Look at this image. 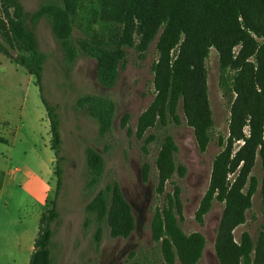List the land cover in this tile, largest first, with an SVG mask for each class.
<instances>
[{
  "label": "trees",
  "instance_id": "trees-1",
  "mask_svg": "<svg viewBox=\"0 0 264 264\" xmlns=\"http://www.w3.org/2000/svg\"><path fill=\"white\" fill-rule=\"evenodd\" d=\"M79 0H63L62 5L43 6L34 19L47 18L66 60L74 63L80 54L97 61L101 86L113 88L119 69L126 63L125 47L134 48L144 59L154 43L158 59L152 65L156 96L138 120L136 136L143 139L156 127L180 125L179 105L194 130L200 152H206L214 127L209 101L207 61L216 49L220 62V86L231 97L228 138H220L222 151L214 159L209 190L197 214V221L211 210L214 201L225 204L215 246L220 264H264V228L257 241L244 233L240 242L235 229L246 221L259 183L252 175L257 158L264 168V0H97L93 17L101 30L84 38H74ZM165 29L160 33V28ZM0 30L7 45L0 42V53L21 65L35 77L51 128V146L57 159V188L52 207L43 213L29 264H53L51 244L53 223L58 219V200L63 187L62 135L56 108L48 101L44 87V58L36 35L27 27L21 0H0ZM10 50H17L14 57ZM90 114L108 130L115 105L102 98L80 100ZM129 115L122 127L129 135ZM155 137H148L147 144ZM237 144L239 146L236 148ZM177 147L166 137L159 151L156 168L159 194L176 174L186 176L175 162ZM90 173L88 187L97 190L105 174L104 158L93 148L86 153ZM149 166L144 168L148 178ZM234 175L233 180L230 176ZM264 216V180L262 185ZM166 204L158 208L151 224L152 239L160 244L166 264H200L207 246L202 234L187 235L180 226L181 188L174 187ZM87 211L106 222L115 238H128L136 228L132 206L117 185L98 189ZM101 238V231L96 234ZM131 264H141L132 262ZM152 264V263H151Z\"/></svg>",
  "mask_w": 264,
  "mask_h": 264
},
{
  "label": "rangeland",
  "instance_id": "rangeland-1",
  "mask_svg": "<svg viewBox=\"0 0 264 264\" xmlns=\"http://www.w3.org/2000/svg\"><path fill=\"white\" fill-rule=\"evenodd\" d=\"M96 1L79 0L74 23L76 40L101 30L92 13ZM21 2L27 27L36 35L44 58L45 95L56 108L62 135L63 187L58 200L59 217L52 225L53 264H131L135 261L166 264L160 244L152 239L151 224L156 210L166 204V196L173 193L175 186L181 188L182 230L187 235L202 234L207 241L200 264H220L215 246L225 204L214 201L211 210L203 217V223L197 221L210 187L214 159L222 151L219 139L229 136L231 97L220 86V62L216 49H211L207 61L214 127L206 152L202 153L198 148L182 103L179 105L180 125L152 128L143 139H138L139 117L156 96L152 72V65L158 59L156 44L150 46L144 59H140L134 48L125 47L127 59L119 69L117 83L113 88H105L98 82V66L94 58L80 54L74 63L68 62L49 20L34 19V14L43 6L62 5L63 0ZM164 29L162 26L160 33ZM0 42L7 45L1 30ZM260 42L264 43V38ZM10 52L19 57L17 50ZM96 97L115 105L108 130L102 129L87 106L79 104L80 100ZM24 111L27 114L22 120ZM42 113L45 114L43 119ZM125 115L130 116L128 126L133 130L132 135L122 127ZM18 125H23V129L12 145ZM3 127L6 131L2 142L8 145L0 144V264H29L33 235H37L41 217L51 209L55 198L57 159L50 145V122L35 77L0 53V129ZM152 135L155 140L147 144L148 137ZM169 136L177 147L176 165L184 167L186 176L181 178L176 174L167 184L165 193L159 194L156 160L165 138ZM34 142L37 147H31ZM89 148L97 151L105 161V174L97 190L117 185L132 206L136 228L128 238L113 237L106 222L98 221L87 211L97 191L88 187L90 173L86 153ZM145 166H149L147 179L144 177ZM252 175L259 187L245 223L234 231L238 242L244 233H249L257 241L264 228L261 194L264 168L259 157ZM233 178L234 175L230 176L231 180ZM99 230L101 238L97 240ZM176 264L180 263L177 261Z\"/></svg>",
  "mask_w": 264,
  "mask_h": 264
},
{
  "label": "crops",
  "instance_id": "crops-1",
  "mask_svg": "<svg viewBox=\"0 0 264 264\" xmlns=\"http://www.w3.org/2000/svg\"><path fill=\"white\" fill-rule=\"evenodd\" d=\"M43 103V102H42ZM26 114H27V112L26 111H24L23 113H22V115H23V118H22V120H25V117H26ZM45 116V114L44 113H42V115H41V118L43 119V117ZM4 123V122H3ZM6 123V122H5ZM22 129H23V125H21V126H19L18 125V127L15 129V134H14V136H13V143H12V145H15V143H16V140L19 138V134H20V132L22 131ZM5 131H6V129L3 127L2 129H0V144H2V146H5V145H8V143L7 142H2V140H5V136H4V133H5ZM50 141V140H49ZM50 143V142H49ZM50 145H51V143H50ZM37 147V144L34 142V143H32V146L31 147ZM39 146V145H38ZM44 147H46L47 148V146H45L44 145ZM50 150V149H49ZM38 231H39V229H38ZM38 234V233H37ZM36 238H37V235H33V241L35 242V240H36ZM29 250L31 251V249L29 248ZM33 250H34V245H33ZM33 250L30 252V254H32L33 253Z\"/></svg>",
  "mask_w": 264,
  "mask_h": 264
}]
</instances>
